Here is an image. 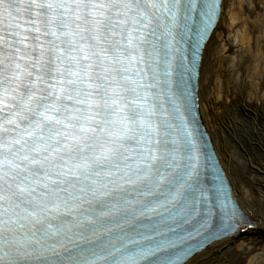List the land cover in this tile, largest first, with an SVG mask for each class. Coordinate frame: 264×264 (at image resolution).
<instances>
[{
  "label": "snow or ice",
  "instance_id": "snow-or-ice-1",
  "mask_svg": "<svg viewBox=\"0 0 264 264\" xmlns=\"http://www.w3.org/2000/svg\"><path fill=\"white\" fill-rule=\"evenodd\" d=\"M218 12L0 0V264H185L240 228L197 118Z\"/></svg>",
  "mask_w": 264,
  "mask_h": 264
},
{
  "label": "bare ground",
  "instance_id": "bare-ground-1",
  "mask_svg": "<svg viewBox=\"0 0 264 264\" xmlns=\"http://www.w3.org/2000/svg\"><path fill=\"white\" fill-rule=\"evenodd\" d=\"M206 48L200 109L255 230L217 242L188 264H264V0H224Z\"/></svg>",
  "mask_w": 264,
  "mask_h": 264
}]
</instances>
